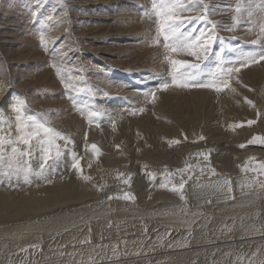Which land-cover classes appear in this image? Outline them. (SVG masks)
Returning a JSON list of instances; mask_svg holds the SVG:
<instances>
[{"label": "rangeland", "instance_id": "374dc122", "mask_svg": "<svg viewBox=\"0 0 264 264\" xmlns=\"http://www.w3.org/2000/svg\"><path fill=\"white\" fill-rule=\"evenodd\" d=\"M236 2L237 0H203V3L209 6L208 20L217 22L216 34L224 39L225 44L237 49L236 52L226 55V59L229 60H235L240 51L258 50L250 43L256 39L258 29L249 31V26L244 23L231 31L224 27L233 23L231 17L235 14L234 5ZM151 3L152 0H0V55H3L5 51L15 53L13 56L15 60L11 61L10 59V64L12 63L10 66L11 75L14 76L12 80L16 86L14 88L23 91L24 94L19 96L18 93H13V96L16 97L13 98L12 96L7 105L10 107V104L20 98L25 100L23 112L27 104H30L31 108H35L49 123L57 127V130L64 132L65 136H70L74 141H85V133L88 137L91 128L96 127L107 136L109 142L116 137L119 128H125L135 143L142 136L136 123L146 122L155 126L171 124L175 122V119H183L184 116L189 118L198 113L197 96L206 99L205 110L209 111L211 118H213L210 120V124L218 125L222 129L232 119L240 120L242 116L253 117L252 111L254 112L255 107L248 105L245 97L252 100L255 106L257 98L263 97L264 61L243 67L238 74L233 76L231 84L236 89L235 92L225 89L223 92L217 93L207 88L182 89L172 86L171 66L163 59L165 55L163 40L161 38L159 45L154 43L155 18L148 19L143 15L144 9L151 8ZM202 11V8L197 7L191 12L182 13V15L196 16ZM186 28L188 30L203 28L208 31L209 25L197 21L186 25ZM41 37H43V44ZM219 43L217 41L213 46L214 50L218 49ZM58 51L67 55L66 67L78 69L73 75L79 82L75 83L70 90L64 88L56 75V69L51 66L52 61H59V55L53 54ZM174 58L195 62L193 57L187 55H177ZM227 66L236 67L239 65L230 64ZM212 67L214 64L209 63L208 68ZM46 79H49L50 82ZM23 81L34 84L25 86ZM250 81L262 84L259 86L258 92L253 88L255 84L250 87ZM165 82L169 83L170 87L166 91L160 90L159 85ZM21 83L24 84L21 85ZM149 91H155L156 100L154 103L149 102L150 97L146 98L144 95L145 92ZM261 94L262 96H260ZM164 101L168 103L164 104ZM162 105L164 110H160ZM258 105L260 108L259 101ZM139 108H144V111L139 112ZM3 109L0 110V118H3L1 126L9 123L11 118V122L15 119V113L11 109H9L11 116ZM134 110H136L135 114H133ZM168 111H172V113L166 115ZM25 112L24 116L30 115ZM92 112L98 113V116L94 117L90 124L88 115ZM196 120L201 121L202 124L206 122L201 115L197 116ZM8 153H11V149L8 150ZM65 153L74 161L73 156L76 155L77 151L66 149ZM61 155L64 160L66 158L64 152L60 154V158ZM9 156L11 154H5L6 159ZM41 156L42 152L38 143L34 155L36 161H39L36 163V168L42 162ZM27 157L25 155L18 157V159L30 163L32 171V163ZM149 170L156 171L152 168ZM4 172H8L12 181H18L19 185L25 184L23 173L14 178L13 175L15 174L10 172L6 165L0 168V177L8 179V176L3 175ZM258 176L262 177L263 175L249 172V179H259ZM141 179L146 186L152 185L151 179L144 172ZM259 187L253 190L247 189L246 192L241 189L242 193L240 194L249 196L259 189L264 191V188ZM220 195L222 197L220 196L216 204L228 198L225 194ZM254 198H252L253 201L244 203L248 211L243 210L248 215L264 213V207H261V203L260 206H255L257 203L254 202ZM116 199L119 201H109L114 204L123 202L120 206H125L131 201L134 203L132 199H125L124 195H119ZM211 204L212 201L207 203L208 206ZM184 206L185 209L187 208L186 210L188 207H192L188 203H185ZM254 207L255 209H253ZM63 213L68 215V218L64 220L68 226L70 225L66 230H54L52 228L53 222L50 223V219L37 221V219L31 218L30 221L35 222L29 224L21 222L18 227L11 225L10 228L14 229L15 234H6L0 237V264H161L166 260L165 253L178 247L173 246L170 249L161 243L152 246L150 253L146 254V257L151 256L152 260L147 259V261L139 259L141 257L138 254H142V252L133 250V245L132 249L127 250H120L117 247L118 252L111 250L110 255L97 251L96 255L83 258L79 256L81 251L96 248L100 244H93L87 227L78 229L73 226L74 220L79 221L85 218L83 214L73 210L63 211ZM101 220L109 226H104L102 229V235H105L112 223L109 221L110 224H108V220L105 218H101ZM223 222H217L215 226L218 229L216 236L228 228V223L224 222L223 224ZM47 223L50 225L47 226ZM130 223L133 222L124 220V223L117 224L120 230L118 228L111 229L112 231L116 229L115 231L134 233L136 223H133V226ZM9 224L13 223L9 221ZM61 226L63 227L62 224ZM215 227H212L210 232L216 231ZM42 232H46L48 236L44 238ZM260 232L259 230L247 232L243 240L234 243V250H222L224 253L221 250L214 251L213 255L206 256L201 261H204L203 264H249V261L251 264H264V241L260 240L264 237V233ZM17 233H22L23 236L17 238ZM164 233L169 237L173 235V232L170 231ZM127 234L123 237L125 238L123 243H133L138 236H134V240H131ZM254 234L258 236L257 242H254ZM39 235L42 237H38ZM82 235L84 236L82 237ZM27 236H36L38 240L34 238L24 244ZM191 236L188 234V238ZM72 237L73 239H71ZM84 240H90V243H81ZM243 241L245 242L242 243ZM207 243L211 246L213 243L225 244L212 242V240H208ZM116 244L119 245L120 243L117 242ZM61 251L64 252L60 253ZM158 251L159 253H156ZM259 251L263 255H257L253 258L255 252ZM143 255L145 256V254ZM122 261L124 262L121 263Z\"/></svg>", "mask_w": 264, "mask_h": 264}, {"label": "bare ground", "instance_id": "6f19581e", "mask_svg": "<svg viewBox=\"0 0 264 264\" xmlns=\"http://www.w3.org/2000/svg\"><path fill=\"white\" fill-rule=\"evenodd\" d=\"M14 55L15 53H12V51H5L3 55H0V110L4 108L3 110H6L8 115L11 112L9 113L10 107L7 104L8 100L13 96V93H18L17 95L19 96L24 95L23 91L14 88L16 86H14L12 80L14 76L11 75L10 67L12 65V63L10 64V59L11 61L15 60ZM253 78L255 79V77ZM46 80L50 82L49 79ZM24 83L25 86L34 84ZM24 83H21V85ZM252 84H255L253 88L256 92L259 91V86L262 85L253 81L250 83V87ZM196 100L198 102L197 109L199 110L197 114L191 115L192 117L185 118L184 116L183 119H175V122L171 124L155 126L146 122L136 123L141 130L140 133L142 136L135 143L131 140L130 134L125 128H119L116 137L109 142L105 134H102L96 127H93L85 141H74L71 138L72 143H67L65 146V141L57 140V144L60 146V154L64 152L66 158L63 160L62 155L61 158L59 157L60 155L57 157L56 149L53 147L51 150L53 158L48 161V165L43 172L44 178L30 175L29 179L31 183L20 185L18 181L11 180L13 187H10V181L7 178L0 177V180L3 181L0 183V237L6 234H15L14 229L10 228L11 225L18 227L21 222L26 224L35 222L30 221L31 218L37 219V221L50 219V223L53 222L52 225L54 226L52 228L54 230H66L70 225L68 226V223L64 220L68 218V215L63 213V211L73 210L85 216V218L79 221L74 220L72 222L73 226L78 229L87 227L93 244H100L96 248L88 247L89 249L83 250L84 252L81 251L83 253H78L80 257L84 258L89 255H96L97 251L110 255L111 250L118 252L119 249L117 247L120 250H127L132 249L133 245V250L142 252V254H138L141 257L139 259L141 261H147V259L152 260L151 256L146 257V254L150 253L152 246L161 243L164 247H170V249L173 246L179 247L168 250L166 253L164 252L166 260L163 259L164 261L161 264H203L204 261L201 260L211 255L214 251H225V249L234 250V243L243 240L247 232L251 233L259 230L264 233V213L248 215L243 210L248 211L244 203L253 201L252 198L254 197V202L257 203H255V206L258 207L261 203V207H264L262 205L264 203V191L259 189V191L249 196L240 194L242 190L246 192L247 189L253 190L260 186L259 183H255L249 187L248 185L253 178L249 179V172H242L240 166L250 157H255V160L250 162V166H254L258 161H264V146L260 148L257 145H247V141L253 135L260 134L264 136V110L261 111L264 109V95L262 98H257L254 112L252 111L253 117L242 116L241 114L244 113L238 114L242 116L241 119L230 120L223 129L218 125L210 124V120L213 118H211L209 111L205 110L206 99L197 96ZM258 101L261 106L260 108ZM167 103L164 101V104ZM160 110H164L163 105L160 107ZM25 111V113L30 114L28 116H33L37 120L45 119L35 108H31L30 104H27ZM171 113L172 111H168L166 115H170ZM199 115L203 116L206 120L204 124L196 120V117ZM248 120H255L256 123L247 126L246 122ZM2 121L3 118H0V139L15 140L18 136L15 119L11 122V118L10 122L6 123L5 126H1ZM240 122H245V126L237 127L236 125L240 124ZM47 126L60 132L51 123H48ZM60 133L64 134V132ZM200 136H203L204 139H199ZM173 140H177L179 143H170ZM86 143L88 145H97L101 151V155L99 157L94 156L90 149L85 151ZM37 144L38 142L33 140L32 156L27 157L32 163L33 173L40 171V163L36 168V163L39 161H36L34 158ZM241 144L247 146L240 148L239 145ZM17 147L27 151L26 145L21 144L17 145ZM9 149H11V145L9 144L0 145V152L11 154L8 153ZM66 149L77 151L75 158L80 161L82 174L92 178L90 181L80 178L81 172L73 168L75 161L66 155ZM201 152L209 155L210 167L216 169V176H212L207 171L203 157L197 156ZM186 163L193 165L194 171L183 174L187 183L182 192L185 199H181V193L172 192L170 187L171 183L179 184L182 174L176 170L184 168ZM150 168L156 171L149 170ZM201 168H205L203 174L200 172ZM166 169L174 174L169 178L171 183L163 175ZM143 172L149 176L152 185L146 186L143 183L141 179ZM119 173H123L124 176L120 177ZM129 173L131 174L129 183L125 184L123 180L128 178ZM15 176L13 175L14 178ZM263 176H258V180L264 181ZM225 178L231 180V192H228L226 189L221 191L211 186L216 181L222 183ZM164 183H169V188H161L160 185ZM125 193L134 196V199H132L134 203L131 201L127 205L125 204V206H120L123 202L121 204H114L112 201H109H119L116 197L124 195ZM220 194H228L226 196L228 197V201L221 200L216 204L220 199ZM109 197H112V199H109ZM210 201H212V204L208 206L207 203ZM200 202L203 203L199 204ZM185 203H188L192 207H188V210H186L187 208H184ZM101 218L108 220L107 223L109 221L112 223L105 235H102V229L108 225L106 223L104 224L105 221L103 222ZM124 220L136 223L134 225V233L130 231H115L118 228L117 224L120 222L124 223ZM9 221L13 224H9ZM219 221L227 222L228 228L216 236L218 229L215 226ZM49 225L47 223V226ZM99 227L101 228L99 229ZM212 227H215L216 231H211V233L210 230ZM111 228L116 229L112 231ZM167 231L173 232V235L169 237L164 233ZM127 233L131 240H134L133 237L138 235L133 243H123L125 240L123 237ZM17 234V238L23 236L22 233ZM42 234L44 238L48 236L46 232H42ZM188 234L192 236L188 238ZM240 235L241 237H239ZM225 236L227 237L225 238ZM255 236L256 234H254V242H257L258 236ZM34 238L38 240L36 236H27L24 244H27V241H32ZM208 240L225 244L213 243L211 246L207 243ZM260 240L264 241V237ZM65 242L67 241L65 240ZM115 242H119L120 246ZM62 252L64 251L60 253ZM156 253H159V251ZM257 255H263V253H260V251L255 252L253 258ZM233 257L235 256L233 255Z\"/></svg>", "mask_w": 264, "mask_h": 264}, {"label": "snow or ice", "instance_id": "6c2138e0", "mask_svg": "<svg viewBox=\"0 0 264 264\" xmlns=\"http://www.w3.org/2000/svg\"><path fill=\"white\" fill-rule=\"evenodd\" d=\"M141 7L143 8V6ZM197 7L203 9L200 14L196 16L182 15V13L186 11L191 12ZM208 10L209 6L204 4L203 0H152L151 8L144 9L143 15L148 19H153V17L155 18L156 32L154 43L159 45L161 43V38L163 40V48L165 49L163 59L171 66L172 86L182 89L207 88L212 89L217 93L223 92L225 89L235 92L236 89L232 87L231 84L233 76L238 74L243 67L264 61V0H258V2L257 0H237L234 5L235 14L231 17L233 23L230 26H224L226 30L231 31L241 26L242 23L249 26V31L258 29L256 39L250 42L251 45L258 48V50L246 52L240 51L235 60L226 59L227 54L236 52L237 49L233 48L229 44H225L224 39L220 38L216 34L215 29L217 27V22L208 20ZM197 21L208 24L209 30L205 31L203 28H192L191 30H188L186 28V25L193 24ZM197 31L198 34H196ZM41 40L43 44V37H41ZM217 41L220 42L219 47L214 50L213 46ZM53 54L59 55V61H52L51 66L56 69V75L64 85V88L66 90H70L75 83L79 82L73 75V73L78 71V69L65 66V61L67 59L66 54L59 51ZM177 55L191 56L195 62L174 58V56ZM209 63L214 64V67L208 68ZM230 64H238L239 66H227ZM169 87L170 84L167 82L159 85L160 90L166 91ZM245 87L247 86L245 85ZM249 90L251 91V89ZM144 95L146 98L150 97L149 102H155V91L145 92ZM245 100L248 105L255 107L252 100L247 97H245ZM25 104L26 101L23 99H17L14 103L10 104L11 111L15 113V125L18 136L15 140L0 139V145H11V156L7 157V159L5 158V153L0 152V168L5 167L6 165L8 170L17 175V177L23 173L24 182L31 183V180L29 179L30 175H36L39 178H44L43 172L48 165V161L53 158L51 154L53 147L56 149V156L58 157L60 155V146L57 144V140L65 141V146L67 143H72V141L70 137L65 136L64 134L47 126L49 122L46 119L37 120L33 116H27L25 118L23 113ZM135 111L136 110H134L133 114H135ZM138 111L143 112L144 108H139ZM96 116H98V113H89L88 122L91 124L93 122V118ZM255 123V120H248L246 122L247 126H251ZM236 126L243 127L245 126V122H240V124ZM97 127H99L98 124ZM199 139H204V137L200 136ZM33 140H36L40 144V150L42 152L40 171L35 173L31 171L30 163L18 159V157H23L25 155L28 157L32 156ZM85 140H87V133H85ZM170 143L175 144L179 143V141L173 140ZM21 144L27 146V151L21 150L17 147V145ZM247 145L264 146V136L260 134L253 135L252 138L247 141ZM247 145L241 144L239 147L244 148ZM89 149L94 156L99 157L101 155V151L97 145H88L86 143L85 151H88ZM197 156L203 157L207 171L212 176H216V169L210 167L209 155L201 152L198 153ZM73 159L75 161L73 163V168H75L78 172H81L80 178L90 181L92 179L90 176L82 174L80 161L77 160L75 156H73ZM254 160L255 157H250L247 161H245V163L240 166L241 171L244 173L254 172L259 175H264V161H258L254 166H250V162ZM176 171L182 174L179 184L171 183L169 178H171L174 174L167 171V169L163 175L166 179H169V183H171L170 190L172 192L181 193V199H185L182 192L187 181L184 179L183 174L194 171L193 165L186 163L184 168L177 169ZM204 171L205 168L200 169L201 174H203ZM3 175L8 176L10 181L9 186L13 187L11 184V176L8 175V172H4ZM119 176L123 177L124 174L119 173ZM130 177L131 174L129 173L128 178H125L123 182L128 184ZM2 182L3 181L0 180V183ZM169 183L161 184L160 187L169 188ZM255 183H259L260 186L264 188V181H260L256 178H253L248 186L251 187V184ZM211 186L221 191L225 189L228 192L232 191L231 180L227 178H225L222 183L220 181H216ZM124 198L134 199V196L125 193ZM109 199H112V197H109ZM81 243H90V240H84ZM249 264H251V261H249Z\"/></svg>", "mask_w": 264, "mask_h": 264}]
</instances>
